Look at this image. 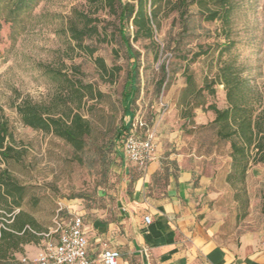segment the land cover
I'll use <instances>...</instances> for the list:
<instances>
[{
	"label": "rangeland",
	"instance_id": "obj_1",
	"mask_svg": "<svg viewBox=\"0 0 264 264\" xmlns=\"http://www.w3.org/2000/svg\"><path fill=\"white\" fill-rule=\"evenodd\" d=\"M236 2L231 33L236 41L235 51L246 75L264 95V0ZM13 7L14 2L0 0V115L8 120L13 146L22 155L8 167L28 188L23 209L36 218L43 231L53 232L54 224L64 219L66 203L78 201L89 209L107 208L117 199L122 182L130 178L127 161L120 156L121 142L115 136L122 121L129 120L123 119L121 100L132 60L127 58L116 32V18L107 7L97 8L87 0H35L19 12ZM79 13L98 17L100 27V34L85 39L81 47L68 31L71 23L82 26ZM191 13L187 33L182 31L178 14L171 12L162 16L155 36L158 45L149 40L133 44L141 53L135 123H144L139 129L142 134L154 131L156 149L160 144L166 147L180 143L181 149L199 158L202 171L212 175L211 189L221 190L212 201L221 212L220 237L226 241L240 240L262 231L259 213L264 211L263 186L253 172L254 165L243 184L226 181L232 168L231 148L208 126L212 111L196 109L190 120L181 116L185 69L194 74L201 86L204 77L216 71L217 64L213 51L209 55L207 52L216 42L220 25L202 20L196 7H192ZM91 49L95 50L93 55L89 54ZM195 53L201 55L195 57ZM97 57L109 68L120 67L116 78L102 75L95 62ZM163 64L167 65L170 81L160 88ZM50 70H61L93 83L101 93L81 109L94 128L81 152L51 133L24 125L17 112L16 106L25 98L48 103L62 91L60 81ZM207 101L225 108L223 86L217 87L216 95H207ZM260 165L264 168V163ZM4 167L0 163V169Z\"/></svg>",
	"mask_w": 264,
	"mask_h": 264
},
{
	"label": "trees",
	"instance_id": "obj_2",
	"mask_svg": "<svg viewBox=\"0 0 264 264\" xmlns=\"http://www.w3.org/2000/svg\"><path fill=\"white\" fill-rule=\"evenodd\" d=\"M14 2L15 11L29 7L35 0H7ZM90 4L107 7L117 21L116 32L126 49L127 58L132 60L122 90L123 119L121 127L116 130L115 139L121 142V158L125 161L123 145L132 132L136 118L135 102L140 93L139 67L140 56L133 44L149 40L157 44L156 33L161 28L162 16L176 12L181 22L182 31L187 33L190 28L192 7L198 9L202 20L220 25L216 42L209 48L217 62L216 71L204 77L200 86L194 74L186 68V86L182 90L180 106L181 116L190 120L195 116L196 109L212 111V119L208 124L215 129L221 141L230 143L231 170L226 175L228 183L243 184L247 172L252 165L264 163V95L256 89L246 75L244 65L236 53V41L232 38V20L238 3L236 0H87ZM82 21L80 27L71 23L68 28L71 39L82 46L85 39L100 34L98 17L79 13ZM132 27V31L130 30ZM158 45V44H157ZM86 48V47H82ZM94 49L89 51L93 55ZM201 53H195V57ZM102 75L116 78L120 67L109 68L105 61L97 57ZM50 74L60 81L61 92L50 102H34L23 99L17 106L24 125L45 133H51L81 152L87 146L94 128L92 122L81 109L98 94L93 83L80 78H73L61 70H50ZM170 81L167 65H162V77L159 86ZM223 86L227 106L219 108L216 103H208L207 95L214 96L217 87ZM13 133L8 120L0 115V163L6 167L0 169V264H24L20 256L25 254V246L38 244L48 237H56L55 231H43L36 218L23 209L28 194L27 186L21 184L11 173L8 165L11 161H19L21 152L13 146ZM135 167V166H134ZM137 168V167H135ZM54 224L68 219L70 214L63 213Z\"/></svg>",
	"mask_w": 264,
	"mask_h": 264
},
{
	"label": "crops",
	"instance_id": "obj_3",
	"mask_svg": "<svg viewBox=\"0 0 264 264\" xmlns=\"http://www.w3.org/2000/svg\"><path fill=\"white\" fill-rule=\"evenodd\" d=\"M181 146L160 144L156 159L143 171L126 162L130 178L107 208L66 203L67 214L82 216L91 264H103L100 255L107 248L120 252L119 264H264V211L259 213L262 231L222 239L221 212L212 204L221 190L211 189L212 175ZM260 164L253 172L263 186ZM48 240L55 239L26 245L20 258L35 259Z\"/></svg>",
	"mask_w": 264,
	"mask_h": 264
},
{
	"label": "built area",
	"instance_id": "obj_4",
	"mask_svg": "<svg viewBox=\"0 0 264 264\" xmlns=\"http://www.w3.org/2000/svg\"><path fill=\"white\" fill-rule=\"evenodd\" d=\"M144 126L142 121L133 123L132 132L124 141L123 151L126 161L145 170L157 157L154 131L140 133ZM264 186V183H263ZM146 223L151 222L149 215L145 216ZM55 240H48L35 259L22 258L24 264H91L88 256V239L84 229L82 216L71 214L68 219L57 224ZM120 252L107 248L100 255L103 264H119Z\"/></svg>",
	"mask_w": 264,
	"mask_h": 264
}]
</instances>
